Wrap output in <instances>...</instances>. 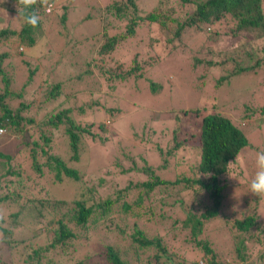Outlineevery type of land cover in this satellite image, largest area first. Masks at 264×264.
Masks as SVG:
<instances>
[{
  "label": "trees",
  "instance_id": "1",
  "mask_svg": "<svg viewBox=\"0 0 264 264\" xmlns=\"http://www.w3.org/2000/svg\"><path fill=\"white\" fill-rule=\"evenodd\" d=\"M170 1L172 3L169 4V9L152 5L149 11L140 13L147 2L109 0L101 7L100 5L97 7L98 14L95 16L98 19L87 16L85 21H94L100 25L98 38L100 40L101 37L103 38L100 47L96 50L99 56L96 54L95 56L100 57L101 60H104L109 53L111 56L110 69L100 70L102 75L108 77L112 74L110 79H113L121 76V72L130 75L135 71L137 76H142L146 69L158 64L162 56L171 54L181 47L183 36L191 32L192 35H203L202 44L195 54L197 58L194 59L193 68L201 67L202 72L220 69L216 85L224 80H231L236 75L244 73L247 76L248 73L253 72L255 87L249 85L246 88L250 87L252 92L259 85L262 88L264 79L260 81L256 77L261 71L264 74V0ZM66 3V0H35L34 4L25 8L23 5L17 6V0H0L5 13L13 15V19L17 22L13 23L12 18L7 16L10 22L9 19L2 20L6 25L0 28V48H5L0 51L1 129L7 128L9 124L18 127L22 119L20 114L28 106L23 104L13 110L6 103V100L22 94L21 91L15 93L10 89L13 79L7 69L12 65L10 62L13 59L12 54L16 55L18 50L21 51L19 54H22L26 47L34 46L47 29H56L57 24L68 25L69 13ZM92 3L94 5V1ZM49 4H52V7L48 10ZM31 16L37 19L35 25L28 22ZM81 18L82 13L79 21ZM75 23L77 24L76 21L74 25ZM113 30L116 31L114 34H112ZM82 33L93 34L88 29ZM130 41L138 46V50H132L134 52L127 54V56L134 55L128 58V62L129 64L135 62V65H127L129 67L124 72L122 68L124 63L118 61L126 56L118 55L117 58L112 56L117 54L120 46ZM157 41H161L164 51L160 46L155 47ZM138 56L140 58H137ZM5 59L9 61L5 63ZM245 59L250 63H242ZM21 61L24 64L27 62L23 58ZM228 63L233 64L232 70L227 68L224 74L222 70L225 71L224 66ZM100 68L103 69L102 66ZM35 70V68L28 69L25 84L31 83ZM42 85L45 88L41 87ZM39 86L40 90L44 89L41 92L45 101L62 94L61 81L50 82L39 79ZM159 86L150 82L152 89H157ZM262 92L264 93V87ZM215 108L217 110L201 117L197 134L189 133L183 138L178 134L182 126L188 128L197 125L189 120L188 109L172 112L174 125L171 147L165 149L160 143L153 144L160 157V163L154 166L146 157L139 156L143 166L137 171L145 174L146 179L137 182L129 180L122 188L114 185L111 193H107V179L112 177L111 187L114 182L113 177L116 175L111 172L119 168L122 174L132 173L138 159L131 157L130 167H122L116 159H112L110 164L102 167V171H106L104 175L97 172L94 178L86 180L77 167L69 166L61 154L52 150V135L47 136L46 131L42 130L40 139L43 144L39 145L37 141H33L31 146L33 166L38 173H43L45 169V174L53 176L54 181L76 182V186L78 184L81 191L72 200L50 198L45 186H37L41 179L22 176L19 170L10 167V162L15 160L13 152L19 146V140H23V144H29V139L13 138L10 142V150L0 149V162L9 165L5 171L7 165L0 171V256L7 254L14 264H89L87 259L83 260L79 257L82 254L76 256L78 249L75 251L74 242L79 235L74 228L88 233L89 227H97L101 224L106 232H115L117 236L123 235L121 222L129 216L140 215V211L136 213V209L142 206L152 191L159 188L164 193L158 195L161 204L159 210H163L164 198L175 195L166 205L183 210L184 218L173 220L168 230L160 232L157 229L155 234H149L137 221H134L129 238L123 245L109 244L105 247V264H264V217L260 218L255 207L250 211L251 205L226 220L227 228L235 241L232 249L229 248L233 252L232 256L229 254L230 251L222 255L211 246L208 239L201 237L205 223L219 215L224 189L232 182L235 160L241 150L248 145V138L243 129L231 116L221 112L217 106H214ZM192 111L196 112L195 116L200 112L199 109ZM69 112L68 108L58 111L48 119L47 124L51 127H58L61 123L66 125L64 131L68 136V146L71 150L70 161L77 164L80 160L81 136L87 133L94 138L95 134L91 130V123L86 126L78 124L71 116L69 117ZM260 112L263 116L264 107ZM182 115H185L186 123L180 126L183 121ZM263 119L261 118V121H264ZM27 120L32 121L31 118ZM100 122L98 128L103 135H99L96 141L104 142L103 140H107L112 133L109 128L110 119L107 124L104 121ZM150 127V124L145 123L142 133H135L134 139L139 137V143L148 146V131L153 130ZM25 131L28 134V131ZM6 132H1L0 135ZM195 135L198 136L199 141L196 146L198 159L189 167L190 175L178 174L173 179L161 177L158 168H165L178 148L188 142L189 137ZM38 150L43 156L41 162L35 157V151ZM179 163L183 165L184 159ZM242 171L238 172L239 175ZM12 174H15V179H3ZM180 184L182 186L176 191L171 193L168 191L169 186ZM30 188L44 191V194L39 195ZM114 204L118 205L116 211L120 213V220L113 216ZM148 207L145 213L150 214L152 218L158 215L163 218L162 220L168 219L149 203ZM146 219L148 222L151 221L150 217ZM71 249L74 250V256L71 254ZM251 250L256 253L254 258H251ZM175 258L177 261L174 260Z\"/></svg>",
  "mask_w": 264,
  "mask_h": 264
},
{
  "label": "rangeland",
  "instance_id": "2",
  "mask_svg": "<svg viewBox=\"0 0 264 264\" xmlns=\"http://www.w3.org/2000/svg\"><path fill=\"white\" fill-rule=\"evenodd\" d=\"M66 1L69 13L68 25L57 24L56 29H47L44 36L34 46L26 47L22 54H19L20 50L16 52V55L12 54L13 59L10 60L12 65H9L7 69L8 73L12 74L13 79L10 89L15 93L21 91L22 94L6 100V103L13 110L23 104H28V106L20 114L22 119L18 127L9 124L7 128L3 127L0 131V133L7 131L0 135V149L10 150V142L15 137L29 139V144H23V140H19V146L13 152L15 153V160L10 162V167L19 170L22 176L41 179L37 186H45L50 198L72 200L77 196L81 190L78 184L76 186V182L54 181L53 176L45 174V169L43 173H38L35 170L31 157V146L33 141H37L39 145L42 143L40 133L43 130L46 131L47 136L52 135V150L61 154L69 166L77 167L86 180L94 178L97 172L104 175L106 171H102V167L110 164L112 159H116L122 167L131 166V157L138 159L132 173L122 174L119 168L111 172L116 174L113 177V186L110 187L112 177L107 179V193H111L116 185L117 188H122L129 180L137 182L146 179L145 174L137 171L143 166V161L139 159V156L146 157L151 165L156 166L160 163V157L153 144L160 143L165 149L171 147L174 125L172 112L188 109L189 120L197 125L188 126V128L182 126L180 132L178 130V134L180 138H183L188 136L189 133L196 132L197 134L201 117L208 112L217 110V108L214 109V106H217L221 112L229 117L231 116L233 121L243 129L248 138V145L241 150L235 160L232 182L228 183L224 189L219 215L205 223L201 237L208 239L211 246L221 252L222 255L230 251L229 254L232 256L233 252L229 248L232 249L235 241L227 228L226 220L250 205V211L255 207L260 218L264 217V197L257 198L249 192V183L256 171V153L264 150V121H261V118H264V112L262 113L263 116L260 114V109L264 107V93L262 92L264 85L262 88L259 85L253 92L250 87L249 89L246 88L249 85L255 87V74L253 72L248 73L247 76L244 73L236 75L231 80H224L216 85L221 72L220 69L215 68L213 72L211 70L202 72L201 67L193 68L194 59L197 58L195 54L202 44L203 35H192L191 32L183 36L181 47L171 54L162 56L158 64L146 69L142 76H137L135 71H132L130 75L121 72V76L118 78L110 79L112 74L107 77L100 73V70L110 69V53L106 55L104 60L97 57L99 55L96 53L103 39L102 37L101 40L98 38L101 31L99 29L100 25L94 21H85L87 16L98 19L95 16L98 14L97 7L99 5L101 7L109 0ZM142 1L147 3L145 6L143 5L140 13L149 11L152 5L169 9V4L172 3L170 0ZM81 13L82 18L79 21ZM7 16L12 18L13 23H17L13 19V15L6 14L5 9L0 5V28L6 25L3 21L9 19ZM75 21L77 22L76 25H74ZM85 29L90 30V33L93 34L86 35L82 33ZM115 32L113 30L112 34ZM154 45L155 47L160 46L161 50L164 51L161 41H157ZM4 49V47H1L0 51ZM132 50H138V46L131 43V41L126 42L123 46H120L117 54L112 56L115 58L118 55L126 56L118 61L124 63V67H122L124 72L129 67L127 65H135V62H130V64L128 62V58L134 56H127ZM157 52L160 53V51ZM22 58L27 61L26 64L21 61ZM8 61V59H5V63ZM140 62L142 63V61ZM243 62L250 63L248 59ZM232 66V63L226 64L224 66L225 71L222 70V72L226 74L227 68L232 70ZM29 68H35L36 70L31 83L27 85L25 82L27 81ZM256 78L260 81L264 79L262 71ZM39 79H46L50 82L61 81L63 83L61 96L45 101L42 95L44 89L40 90ZM150 82L160 86L157 89H152L150 88ZM0 86H2L1 81ZM41 87L45 88L44 85ZM66 108L70 110L69 117L71 116L76 123L83 126L91 123V130L95 134L94 138L87 133L85 136H81L80 160L77 164L70 161L71 150L68 146V136L64 131L66 125L61 123L58 127H51L47 124L48 119L53 114ZM195 109L200 110L196 116V112L193 113L192 111ZM30 118L32 121L27 120ZM109 119V128L112 133L107 140H103L104 142L96 141L99 135H103V132L98 128V123L104 121L107 124ZM181 119L183 121L180 126L186 123L185 115H182ZM145 123L150 124V129H153V132L148 131V146L139 143L140 138L134 139L133 136L135 133H142ZM25 130L28 131V134ZM198 144L197 135L189 137L188 142L183 143L178 148L171 162L165 168H158L157 171L160 176L173 179L178 174L190 175L189 167L198 159V149L196 147ZM35 153L36 159L41 162V158H43L41 152L38 150ZM182 159H184L183 165L179 163ZM6 165L0 162V171ZM7 167L9 165L5 167L4 171ZM240 170L243 171L239 175ZM9 178L15 179L16 176L12 174L10 177L5 176L3 179L7 180ZM181 186L182 184L169 186L168 191L170 193L174 192ZM30 190L36 191L39 195L44 194V191L40 192L36 188H30ZM159 194L164 195L162 189L156 188L150 193L149 198L144 200L142 206L136 209V213L140 211V215L129 216L124 221H120L121 227L124 229V234L120 236H117L115 232H106L101 224V227L99 225L89 227V232L86 233L85 230L74 228V225L70 223V226L79 235V238L74 242L75 251L78 249L76 256L82 254L79 257L83 260L87 259L89 264L91 262L92 264H105V247L109 244L123 245L127 241L126 239L129 238L134 221H137L149 234H155L157 229L160 232L168 230L173 220H182L185 216L183 210L180 211L178 207L173 208L166 205L174 199L175 195L164 198L163 210H159L161 205ZM148 203L168 219L162 220L163 218L158 215L152 218L150 214L145 213L149 208ZM170 208L172 210L169 211ZM116 209H118V205L114 204L113 216L120 220V213ZM147 217H150L151 221H146ZM65 220L67 221V218ZM73 251L71 249L72 256H74ZM255 255V251H252L251 258H254ZM174 260L177 261L176 258ZM0 264H14V262L8 258L7 254H3L0 256Z\"/></svg>",
  "mask_w": 264,
  "mask_h": 264
},
{
  "label": "clouds",
  "instance_id": "3",
  "mask_svg": "<svg viewBox=\"0 0 264 264\" xmlns=\"http://www.w3.org/2000/svg\"><path fill=\"white\" fill-rule=\"evenodd\" d=\"M34 3L35 0H17V6L23 5L25 8H29ZM28 22L35 25L37 19L35 16H31L28 18ZM255 168V174L249 183V192L257 197H264V150L256 153Z\"/></svg>",
  "mask_w": 264,
  "mask_h": 264
},
{
  "label": "built area",
  "instance_id": "4",
  "mask_svg": "<svg viewBox=\"0 0 264 264\" xmlns=\"http://www.w3.org/2000/svg\"><path fill=\"white\" fill-rule=\"evenodd\" d=\"M51 7H52V4H49V8H48V10H49ZM0 131H2V129H0Z\"/></svg>",
  "mask_w": 264,
  "mask_h": 264
}]
</instances>
